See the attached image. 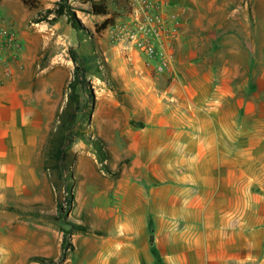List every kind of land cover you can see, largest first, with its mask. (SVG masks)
<instances>
[{"label":"crops","instance_id":"0c3cea01","mask_svg":"<svg viewBox=\"0 0 264 264\" xmlns=\"http://www.w3.org/2000/svg\"><path fill=\"white\" fill-rule=\"evenodd\" d=\"M163 12L174 29L164 73L109 31L99 38L127 104L101 83L90 121L117 174L71 144L67 215L97 233L71 234L61 260L60 219L8 208L56 213L42 149L64 102L69 63L54 62L71 40L39 25L12 75L0 63V264H264V0H169Z\"/></svg>","mask_w":264,"mask_h":264},{"label":"trees","instance_id":"16d2710c","mask_svg":"<svg viewBox=\"0 0 264 264\" xmlns=\"http://www.w3.org/2000/svg\"><path fill=\"white\" fill-rule=\"evenodd\" d=\"M27 2V0H23ZM89 4L86 11L87 14L102 17L101 23H94L93 33L81 25L69 5L68 0H59L62 8L66 9L69 14L70 24L75 31L77 46L81 52L77 53L73 48H69L71 61L74 63L73 75L67 82V89L64 92L65 102L61 109L56 113L54 129L49 131L48 144L44 149V169H52L57 172L58 179H62L64 183L65 195L57 202V210L55 214H46L39 212H31L14 207L8 208L21 216H30L33 218H41L44 220H58L64 215L65 206L71 207L74 204V198L69 191V182L74 179L73 173L70 172V163L67 156L66 148L70 147L74 139L82 141L95 155L96 160L100 164V168L107 174L115 176L116 170H112L105 161L110 160L111 155L106 148V142L96 134H94L95 126L91 123L87 125V130L75 129L78 115L83 118L91 115L95 109L96 98L88 77L96 78L103 82L123 104H127L123 91L115 79L110 75L109 68L105 62L102 52L98 45L93 41V34H100L108 26H112L119 13L109 11L106 0H85ZM80 91H79V90ZM132 124L139 126L140 123L132 121ZM57 186V183H56ZM65 227L62 228L61 242V258L65 251L71 248V234L74 232L97 233L87 226H82L71 221L67 216L64 217ZM30 260L39 261L45 264H56L54 258L32 256Z\"/></svg>","mask_w":264,"mask_h":264},{"label":"rangeland","instance_id":"374dc122","mask_svg":"<svg viewBox=\"0 0 264 264\" xmlns=\"http://www.w3.org/2000/svg\"><path fill=\"white\" fill-rule=\"evenodd\" d=\"M84 1L85 0H68L69 5L72 7L73 12L75 13L76 18L81 23V25H83L93 33L94 23H98V24L101 23L103 18L87 14L86 11L89 8V4L85 3ZM106 3L108 5L109 11L112 12L114 11L116 13H119V16L116 17L114 23L124 16L125 6L123 0H106ZM251 18L252 17L250 16V19ZM259 19L264 20V15L262 16L259 15ZM45 24H55L58 27V29H60V33L64 37L65 36L67 37L65 39L68 40L70 38L69 40H71L69 44L67 43L61 45L62 48L58 51L59 54L56 57V62H54L55 66L65 65V59L69 63L68 66L66 67L65 77L63 75L61 79L57 80L58 96L59 94L61 95L58 102V106H59L61 100H64L65 102L66 97L64 95V92L67 89V82L70 81L73 75L74 63L71 61L69 55V48H73L77 53L81 52L79 46H77L75 31L70 24L69 14L66 12L65 8H62L61 4L59 3V0H27V2H23V0H0V63L4 64L5 69L3 71H5L6 69H10L11 75L13 74L14 68L11 66L12 62L17 61V59L19 58L18 55L20 53L23 54L27 52V49H30V47L32 48L34 46V44H28L26 40L23 39V37H25L28 34H32L31 30L37 29L39 25H45ZM108 31L111 35L112 32L111 26H108L100 34H95V33L93 34V41L98 45L99 49L101 50L102 56L106 63L107 61L105 59L103 50L101 48V45L104 44L103 41H101V43L99 42V38L102 37L106 38L105 34ZM71 35H72V39L70 37ZM46 60H47V53L43 57L38 56V58L35 59V63L31 67V72H34L36 70L35 64L42 66L44 65ZM88 80L90 81L92 89L96 96V89L103 82L93 77H88ZM64 102L62 103V105L64 104ZM55 116L56 114L54 115L53 119L49 124L47 141L42 149L43 158H44V149L48 144L49 131L51 129H54L55 127L54 126L55 124L54 122L56 120ZM90 119H91V115L90 116L87 115V112L83 118H81V116L78 115L75 129L87 130V125L91 123ZM91 137H93V135ZM78 141L80 140L74 139V142H78ZM69 149L70 147L66 148L67 155ZM69 163H71L70 160ZM49 170L52 171L55 176V181L57 183L56 186L57 193H58L57 200L59 201L64 197V193H65L64 183L62 182L63 181L62 179L60 180L58 179L57 172L53 171L52 169ZM70 172L73 173L71 169ZM71 185L73 184L69 182V191H71ZM68 210L69 207H66L65 208L66 213H64V215H61L59 218L60 222L63 224H64L63 221L64 217L65 216L68 217L67 215Z\"/></svg>","mask_w":264,"mask_h":264},{"label":"built area","instance_id":"2783aa9c","mask_svg":"<svg viewBox=\"0 0 264 264\" xmlns=\"http://www.w3.org/2000/svg\"><path fill=\"white\" fill-rule=\"evenodd\" d=\"M124 16L111 26V38L123 42L127 48L141 56L146 65L149 60H156L151 65L153 71L164 73L168 70L171 54L173 30L170 21L164 15L163 7L169 0H123ZM162 39L168 43H163ZM3 74L11 75L6 69ZM65 195V194H64ZM65 202L63 203L64 207Z\"/></svg>","mask_w":264,"mask_h":264}]
</instances>
